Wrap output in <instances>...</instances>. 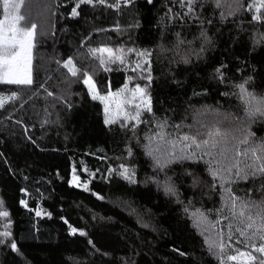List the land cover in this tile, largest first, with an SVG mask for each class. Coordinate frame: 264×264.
Segmentation results:
<instances>
[{
	"label": "trees",
	"instance_id": "trees-1",
	"mask_svg": "<svg viewBox=\"0 0 264 264\" xmlns=\"http://www.w3.org/2000/svg\"><path fill=\"white\" fill-rule=\"evenodd\" d=\"M260 3L24 0L13 14L36 25L33 84L0 81V212H8L0 216V264L264 259L252 247L262 243L252 205L264 201V174L252 172L264 153L251 150L264 144V117H250L247 103V93L264 98ZM102 48L122 60L93 54ZM88 75L100 93L139 85L151 111L131 106L109 117ZM137 111V120L126 118ZM213 244L226 247L210 251ZM241 249L257 259H228Z\"/></svg>",
	"mask_w": 264,
	"mask_h": 264
},
{
	"label": "snow or ice",
	"instance_id": "snow-or-ice-1",
	"mask_svg": "<svg viewBox=\"0 0 264 264\" xmlns=\"http://www.w3.org/2000/svg\"><path fill=\"white\" fill-rule=\"evenodd\" d=\"M24 0H20L19 3H15L14 0H3V9L6 13L4 16L3 20H0V81L8 84H14V85H20V86H30L33 84V79H32V73H31V49L33 47V36H34V30L36 28L35 24H32L31 27H27L28 21L26 20V17L24 15H17L13 14L15 12H18L20 9L21 4H23ZM100 3H104V0H99ZM80 3H92V0H80ZM77 7H79V4L76 7L72 8V15L76 16L78 15L77 12ZM252 6H250L251 8ZM260 8H264V0H261L260 7L257 8V11L259 12ZM254 20H259L260 16H254ZM23 23L25 26L20 27L19 25ZM96 51H99L100 53H108V56L111 60L116 61V60H122V57L119 55H114L112 49L108 48H102L99 50H92L93 54L96 53ZM131 51V50H129ZM140 55H143L142 53ZM101 64H104L105 61L104 59L100 60ZM66 64H71V59H69ZM136 68H140V65H137ZM72 72V75H76V71L74 69H69ZM107 70V69H106ZM135 72L136 69H133ZM86 84L91 83V77H89L87 80L84 81ZM42 87V86H41ZM242 90L244 89L243 85L239 86ZM125 90L127 89V84L124 86ZM136 93H140L143 95L144 89L140 88L139 85L136 86L134 90V95ZM109 95H112L109 93ZM247 96L249 99L247 100V103L249 105L248 107V115L250 117H255L257 115L264 117V98H256L252 96L251 93H247ZM17 98V93H12L11 99H16ZM106 99V97H98L96 95L93 96V99ZM4 105V99L0 97V107H3ZM139 108V106H137ZM107 106L105 107V111L107 112ZM146 110L151 111L150 107V101H147L146 103ZM140 115V112L137 111L136 116L132 117H126L132 120H137ZM114 120L106 119L105 123H114ZM166 121L161 122L160 127L163 128L166 126ZM179 128V126H176ZM157 135H160V133H157ZM210 136L213 135H219V130H216L215 133H209ZM249 136L252 135L251 133L248 134ZM163 138V137H161ZM182 141H188L189 137L187 135L183 136L181 138ZM192 143L196 145V147H199L200 145L196 143V139L192 138ZM203 143L205 145H208V141L204 140ZM242 144H247L248 139L245 137L244 140L240 141ZM187 147V145H186ZM211 147H216V144L213 143ZM257 149L261 152L264 153V144L258 145L253 147L251 150L253 154L255 155V152ZM184 151V149H182ZM151 155V152L148 153ZM244 155H247V151L243 153ZM191 159L192 156H187V157H179L178 159ZM256 159H260L259 156H256ZM171 161H165V163H170ZM157 165L160 167H163V165L160 163V160H156ZM235 166V165H233ZM247 167L252 168L253 165H248ZM230 171V169H228ZM127 171V170H125ZM259 172L261 174H264V164H260L257 168L256 171L252 172V175H256V173ZM215 175V173H213ZM236 175L239 177L240 176V171L238 170ZM131 179V177H129ZM171 191V189H169ZM233 206H235V199L232 201ZM244 208H248V205L245 204L243 205ZM252 207H255L258 209L256 216L260 220V228H258L255 232H253V235H259V239L262 241L260 246L256 247L253 245L252 247L254 248V251L257 253H262L264 254V201H261L259 205L253 204ZM235 216L236 213H233ZM240 215H243V212L240 213ZM0 216L7 217L8 212L3 211L0 212ZM249 223L247 224V228L251 229L253 227V217L248 216L247 217ZM243 223V221H241ZM231 227V226H229ZM75 231V230H74ZM237 232H239V235L243 236L245 233L243 231H240L237 229ZM9 233H4V235H8ZM230 241H231V236H230ZM235 243H240V241H235ZM13 248H15V244L12 245ZM219 248L220 251L222 252L223 249L226 247V245L220 244L219 246L213 244L210 246V251ZM238 255L240 257H246L250 256L252 260H256L257 258L255 256H251L250 253L246 252H239ZM229 260L235 261L237 260V256H229ZM258 264H264V259L258 260Z\"/></svg>",
	"mask_w": 264,
	"mask_h": 264
},
{
	"label": "rangeland",
	"instance_id": "rangeland-1",
	"mask_svg": "<svg viewBox=\"0 0 264 264\" xmlns=\"http://www.w3.org/2000/svg\"><path fill=\"white\" fill-rule=\"evenodd\" d=\"M89 77H91V75H88L86 80ZM88 86L90 87V90L93 94H96L99 97H106V99H102V100L104 101L105 107L107 106L108 109L107 114L109 117H113L116 116L117 114L119 115L124 112H127L129 111L127 109L130 108L131 106H139V107L146 106L147 101H149V98L145 93V91L143 95H141L140 93H136L135 95L133 94L136 86H132V87L128 86L126 90L123 87L121 90H117V91L110 90L106 93H100L98 88L96 87V82L93 80L92 77H91V83L88 84ZM109 93H111L112 95H109ZM240 252L248 253L244 249H241ZM262 255L264 256V254ZM231 256H237V260H235L234 262L241 260V258L242 259L247 258V256L240 257L238 253L236 255H231ZM239 264H243V263H239Z\"/></svg>",
	"mask_w": 264,
	"mask_h": 264
}]
</instances>
